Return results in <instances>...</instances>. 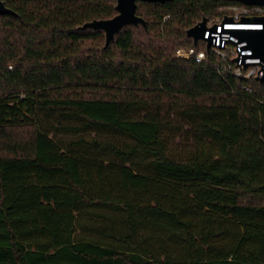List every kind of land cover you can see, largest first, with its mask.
<instances>
[{
	"label": "trees",
	"instance_id": "1",
	"mask_svg": "<svg viewBox=\"0 0 264 264\" xmlns=\"http://www.w3.org/2000/svg\"><path fill=\"white\" fill-rule=\"evenodd\" d=\"M1 1L0 264H264V82L175 56L235 3L138 2L105 47L115 0Z\"/></svg>",
	"mask_w": 264,
	"mask_h": 264
},
{
	"label": "built area",
	"instance_id": "2",
	"mask_svg": "<svg viewBox=\"0 0 264 264\" xmlns=\"http://www.w3.org/2000/svg\"><path fill=\"white\" fill-rule=\"evenodd\" d=\"M233 6L237 7H234L236 11L234 14L221 16L215 21L207 20V30L202 43L205 46L207 42L210 44L208 54H212L218 62L217 74L220 78L231 76L243 81L254 80L255 77L263 74L264 62L260 58L253 57L252 51L247 49V43L240 41L238 35L245 31L262 30V24L253 20L264 15V8L240 4ZM225 17H230L231 20L224 22ZM208 54L205 49L197 50L196 47H190L178 49L175 56L202 63ZM240 89L248 94L253 93L252 88L246 84H241Z\"/></svg>",
	"mask_w": 264,
	"mask_h": 264
},
{
	"label": "water",
	"instance_id": "3",
	"mask_svg": "<svg viewBox=\"0 0 264 264\" xmlns=\"http://www.w3.org/2000/svg\"><path fill=\"white\" fill-rule=\"evenodd\" d=\"M172 0H115V11L114 15L110 19L105 20H93L91 22L85 23L80 29H91L99 30L104 34L105 47L114 41L115 36L125 27L141 26L145 30L146 22L143 18L136 14V6L138 2L142 3H165ZM227 3H235L243 6H261L264 8V0H217ZM3 15H14V13L6 8L3 2L0 0V16ZM230 17H225L224 22L230 21ZM262 24V30L255 31H245L241 32L238 37L240 41H245L247 43V49H250L253 53V57L260 58L264 62V15L262 17L253 20ZM206 18H202L200 22L195 24L193 27L186 31V37L191 39L193 47H197L199 41L204 40V34L207 30L206 28ZM215 26L213 27V30ZM210 49V44L207 42L205 46V51L208 54ZM255 81L262 83L264 82V71L259 77H255Z\"/></svg>",
	"mask_w": 264,
	"mask_h": 264
},
{
	"label": "rangeland",
	"instance_id": "4",
	"mask_svg": "<svg viewBox=\"0 0 264 264\" xmlns=\"http://www.w3.org/2000/svg\"><path fill=\"white\" fill-rule=\"evenodd\" d=\"M234 7L237 8L236 6H233V5H230V6H227V7H218L216 9V16L215 17H212L209 19V21H215L217 20L219 17L221 16H229L231 14H234ZM200 45L205 48V45L202 44V41H200Z\"/></svg>",
	"mask_w": 264,
	"mask_h": 264
},
{
	"label": "bare ground",
	"instance_id": "5",
	"mask_svg": "<svg viewBox=\"0 0 264 264\" xmlns=\"http://www.w3.org/2000/svg\"><path fill=\"white\" fill-rule=\"evenodd\" d=\"M226 24H229V23H226Z\"/></svg>",
	"mask_w": 264,
	"mask_h": 264
}]
</instances>
